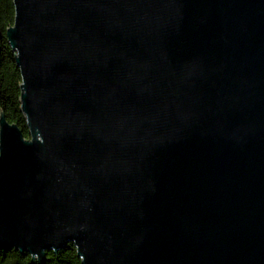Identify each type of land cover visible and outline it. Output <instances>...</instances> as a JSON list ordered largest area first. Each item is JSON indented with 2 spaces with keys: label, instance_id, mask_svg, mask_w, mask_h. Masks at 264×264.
I'll use <instances>...</instances> for the list:
<instances>
[{
  "label": "water",
  "instance_id": "obj_1",
  "mask_svg": "<svg viewBox=\"0 0 264 264\" xmlns=\"http://www.w3.org/2000/svg\"><path fill=\"white\" fill-rule=\"evenodd\" d=\"M13 4L0 250L264 264V0Z\"/></svg>",
  "mask_w": 264,
  "mask_h": 264
},
{
  "label": "trees",
  "instance_id": "obj_2",
  "mask_svg": "<svg viewBox=\"0 0 264 264\" xmlns=\"http://www.w3.org/2000/svg\"><path fill=\"white\" fill-rule=\"evenodd\" d=\"M15 7L13 0H0V116L3 112L10 122L16 123L23 130L25 137H29L26 119L21 111L22 82L20 69L17 66L15 53L12 51L6 37V30L14 22ZM58 255V256H57ZM0 264H39L31 260L29 253H21L17 249H1ZM41 264H82L77 255L76 246L69 242L57 253L47 252L46 259Z\"/></svg>",
  "mask_w": 264,
  "mask_h": 264
}]
</instances>
